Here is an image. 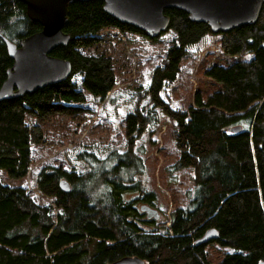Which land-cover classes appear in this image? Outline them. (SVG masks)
I'll return each mask as SVG.
<instances>
[{"label": "trees", "instance_id": "trees-1", "mask_svg": "<svg viewBox=\"0 0 264 264\" xmlns=\"http://www.w3.org/2000/svg\"><path fill=\"white\" fill-rule=\"evenodd\" d=\"M103 6L101 1H78L69 8L63 30L71 41L52 52L71 61L73 73L68 80L0 101V171L13 181L25 179L35 162L33 147L43 145L50 131L57 136L65 127L83 129L87 117L81 105L86 96L75 76H82L83 87L95 102L109 99L118 82L113 60L82 53L101 42L102 30L140 34L152 42L172 31L175 38L166 64L154 71L148 95L154 107L176 123L173 139L179 158L169 172L193 170L190 202L171 212L169 220L165 218L170 226L164 228L142 213L141 206H156L158 197L135 180L145 175L144 158L135 148L147 131L155 129L159 118L137 108L127 116L124 152L113 151L105 158L83 152L78 159L88 164L84 173L54 169L35 178V189L54 200L56 218L54 207L36 202L26 188L10 187L0 180V264H112L124 257H138L145 264H210L208 248L213 244L233 250L220 264H261L264 6L255 25L217 33L222 35L221 52L235 63L206 71L222 88L206 101L198 95L188 112L173 109L162 92L176 80L188 48L214 34L211 27L191 22L182 10L167 9L168 30L149 38L111 17ZM41 29L27 16L24 3L0 0V89L14 64L6 39L19 43ZM235 127L241 131L233 133ZM61 178L70 183L69 193L61 190ZM210 230H216L218 237L197 244Z\"/></svg>", "mask_w": 264, "mask_h": 264}, {"label": "rangeland", "instance_id": "rangeland-1", "mask_svg": "<svg viewBox=\"0 0 264 264\" xmlns=\"http://www.w3.org/2000/svg\"><path fill=\"white\" fill-rule=\"evenodd\" d=\"M101 42L93 48L83 49L85 55H107L113 60L118 73L116 87L108 94L109 99L97 103L83 87L82 76L73 80L79 90L86 96L85 104L81 105L86 113L87 121L82 130L62 128L53 135L50 131L46 142L32 149L35 158L31 174L20 181H13L4 171H0V180L10 187H24L36 202L47 206L54 205L35 188V178L41 172L60 169L67 173H84L88 164L78 159L83 152L94 153L100 158L107 157L111 152L122 153L127 144V116L137 108L157 114L159 124L155 129L147 131L136 151L144 158L145 175L135 176L137 182L145 183L150 192H155L158 201L154 206L159 213L157 226H168L165 218L177 208H186L190 202V193L194 189L193 170L185 169L176 173L169 172L179 158V151L174 143L173 135L176 123L166 116L161 108L151 103L148 90L154 71L166 64L167 53L173 45L175 34L169 31L158 41L152 42L135 33H122L110 28L99 34ZM222 35H207L198 44L188 48V56L182 63L177 78L168 82L162 92V98L170 106L182 112L195 106V99L200 95L205 101L222 86L206 76V71L213 66L229 67L235 59H229L221 52ZM264 46V45H262ZM250 56H247L248 60ZM77 127V122H74ZM61 135V138H57ZM54 211V217L56 218ZM147 218V216H146ZM162 220V221H160ZM229 248L213 244L208 248L210 264H220Z\"/></svg>", "mask_w": 264, "mask_h": 264}, {"label": "water", "instance_id": "water-1", "mask_svg": "<svg viewBox=\"0 0 264 264\" xmlns=\"http://www.w3.org/2000/svg\"><path fill=\"white\" fill-rule=\"evenodd\" d=\"M25 4L27 16L39 23V32L26 36L19 43L6 39L13 67L0 90V101L20 98L45 87L62 83L73 73L71 61L52 55L60 47L67 46L71 35L64 32L69 8L74 2L101 1L104 11L119 22L133 26L149 38H156L168 30L171 18L167 9H178L188 14L195 23L208 24L213 32H230L242 26L255 25L264 0H19ZM264 47V46H261ZM233 133L241 128H232ZM69 192L67 179L59 183ZM148 219H159L158 210L142 206ZM218 237L216 230L209 231L196 243H206ZM114 264H145L140 258H124ZM264 264V261L261 263Z\"/></svg>", "mask_w": 264, "mask_h": 264}, {"label": "bare ground", "instance_id": "bare-ground-1", "mask_svg": "<svg viewBox=\"0 0 264 264\" xmlns=\"http://www.w3.org/2000/svg\"><path fill=\"white\" fill-rule=\"evenodd\" d=\"M261 10H262V9H261ZM256 23H257V22H256ZM256 23H255V24H256ZM251 26H253V25H251ZM5 81H6V80H5ZM3 84H4V83H3ZM2 86H3V85H2ZM1 88H2V87H1ZM0 90H1V89H0ZM61 190H62V189H61ZM62 191L65 192V193H69V192H70V191H69V192H66V191H64V190H62ZM90 194H91V193H90ZM90 198H91V197H90ZM49 206H50V205H49ZM51 207H52V208L54 207V210H55V212H56L55 204H54V205H51ZM210 231H211V230H210ZM208 232H209V231H208ZM208 232H207V233H208ZM207 233H206V234H207ZM205 236H206V235H205ZM205 236H204V237H205ZM204 237H203V238H204ZM201 239H202V238H201ZM124 258L133 259V258H138V257H124ZM124 258H122V259H124ZM122 259H120V260H122ZM120 260H118V261H120ZM116 262H117V261H116ZM114 263H115V262H114ZM114 263H112V264H114Z\"/></svg>", "mask_w": 264, "mask_h": 264}, {"label": "flooded vegetation", "instance_id": "flooded-vegetation-1", "mask_svg": "<svg viewBox=\"0 0 264 264\" xmlns=\"http://www.w3.org/2000/svg\"><path fill=\"white\" fill-rule=\"evenodd\" d=\"M263 6H264V4H263ZM263 8V7H262ZM262 11V10H261ZM261 14V13H260ZM260 17V16H259ZM259 20V19H258Z\"/></svg>", "mask_w": 264, "mask_h": 264}]
</instances>
